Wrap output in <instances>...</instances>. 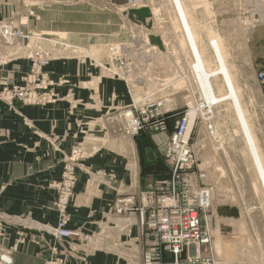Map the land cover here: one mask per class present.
<instances>
[{
  "label": "crops",
  "instance_id": "1",
  "mask_svg": "<svg viewBox=\"0 0 264 264\" xmlns=\"http://www.w3.org/2000/svg\"><path fill=\"white\" fill-rule=\"evenodd\" d=\"M145 2L0 0V21L27 17V28L21 29L42 35V49L52 56L45 68L51 81L46 92L53 94L52 101L30 105L0 100V246L18 242L13 264H44L50 259H60L63 264H141L136 211L132 207L115 214L113 203L118 197L132 196L134 206L140 204L142 192L159 177L154 160L161 155V145L117 132L119 112L130 102L127 87L90 58L102 61L105 45L134 38L139 29L136 19L145 11ZM205 21L199 18L200 24H193L201 45L208 44L205 34L198 31ZM260 24H253V35L264 28ZM233 28L238 29L239 24ZM255 38L251 37V45ZM34 41L6 46L0 38V89L5 79L28 71L27 53ZM248 52L255 70L262 63L249 48ZM203 122L195 121L191 132L196 168L203 174L228 172L223 141L216 137L217 132L211 137ZM74 150L81 156L66 206L67 227L87 236L86 242L57 238L52 233L58 213L51 183L60 179L63 163ZM141 152L152 169L143 170ZM250 220L244 215L232 217L233 232L239 222ZM257 238L262 244L250 245L247 252L262 256L256 264H264V238Z\"/></svg>",
  "mask_w": 264,
  "mask_h": 264
},
{
  "label": "rangeland",
  "instance_id": "2",
  "mask_svg": "<svg viewBox=\"0 0 264 264\" xmlns=\"http://www.w3.org/2000/svg\"><path fill=\"white\" fill-rule=\"evenodd\" d=\"M182 1L183 4L185 3L184 6L189 19H192V24H200L199 18L206 20L198 28V31L205 34L207 41L208 31H214L221 36L228 63L232 66L242 101L249 111L250 118L252 117L255 134L264 156V83L255 78V72L264 69V28H259L261 30L253 35L254 21L248 11L256 8L259 10L257 12L263 15L264 0H250L251 3L248 4L246 3L247 0ZM256 4L260 6L258 5V7ZM145 5L142 16H138L136 19L138 20L139 29L134 31V34H136L134 38L129 42H117L124 51L125 77L121 78L122 76L111 73L106 69L109 65L106 48L109 44L115 42L105 45L102 61L91 58L90 60L98 65L104 73L124 82L130 98L127 106H138L148 100L162 102L164 108L169 109L168 125L170 130L174 122L188 107L195 106L198 100V88L190 73L192 59L187 46L184 44V37L170 0H146ZM147 10L148 12H146ZM225 17L227 18L225 19ZM23 19L24 15H18L0 21V38L4 45L17 46L22 41L35 39L33 46H29L27 53L28 71L18 77L3 81V86L0 89V100L7 103L18 101L30 105L47 103L53 100V94L46 92L51 81L45 68L52 56L42 49L40 41L45 39L42 35L21 29L22 26L27 28L28 25L27 17L26 20ZM220 19L225 21H220ZM259 22L260 25L264 26V18ZM236 23L239 24L238 29L233 28ZM4 24L10 25L11 31L18 33V35L4 37L2 35V25ZM251 37H256L255 43H252L253 45L249 42ZM53 41L61 42L59 40ZM203 47L206 49L205 56L214 65L208 44L203 45ZM248 48L251 54L255 56L256 61L259 64L262 63L255 70L250 65L251 58L248 56ZM220 80V78L215 79V89L221 88ZM11 84L21 88L22 93L35 94L36 101H24L19 98L20 95L11 99L6 98L4 90ZM210 115L215 122L216 137H220L223 141L224 164H228L230 167L227 170L228 172L208 173L204 174L203 177H199L201 172L196 168L193 174L195 186L208 188L211 193L209 214H207L211 223V243L214 258L219 264H256L258 258L263 259V257L247 251L250 245L258 246L262 244L258 238L256 239L257 235L264 238V195L247 148L241 142V133L231 105L228 102L220 103L212 108ZM193 116L196 117L195 121L198 123L203 122L200 120L199 111H196ZM118 118L121 123L117 128V132L121 134L119 128L122 119L120 115H118ZM139 138H144L142 139L143 143L149 141L150 144H156L151 135L134 137L136 140ZM80 156L81 152L74 150L72 155L64 161L63 167L70 159H73L76 169L77 160ZM162 157L161 152V155L159 154L158 158L155 157L154 160V167L159 177L167 174ZM140 158L143 168V165H146V160L142 152ZM149 169H152L151 166H149ZM59 180L51 183L55 191V184ZM238 215H244L251 220L241 221L239 225L235 223L239 227L236 226L233 232L234 226L231 224V219ZM257 231H259L258 234Z\"/></svg>",
  "mask_w": 264,
  "mask_h": 264
},
{
  "label": "built area",
  "instance_id": "3",
  "mask_svg": "<svg viewBox=\"0 0 264 264\" xmlns=\"http://www.w3.org/2000/svg\"><path fill=\"white\" fill-rule=\"evenodd\" d=\"M246 24V22H245ZM4 37L17 36L8 24L2 25ZM109 72L125 77L124 51L118 44H109L106 48ZM255 78L264 83V69L255 72ZM21 88L11 84L4 90V96L11 99L17 95L27 102H35L36 95L22 93ZM193 106L194 113L200 112V120L206 123L211 137L216 135L215 125L210 111L203 105ZM192 107L174 122L169 130V109L162 102L148 100L138 106H127L120 112L122 124L119 128L124 136L134 138L141 133L151 135L157 145L162 147L166 176L160 177L152 187L142 192L141 201L134 206L132 196L118 197L113 203L115 214L134 210L141 235V264H219L214 258L211 241V223L209 205L211 193L208 188L196 187L194 170L197 157L191 144V132L196 117H191ZM169 130V132H168ZM168 132V133H167ZM167 133V134H166ZM161 135H164V139ZM203 177V173H199ZM76 183V169L73 159L63 167L60 180L55 184L57 198L55 208L58 212L56 225L52 233L57 238H76L83 242L88 237L77 229L67 227L66 206L73 195ZM203 195V196H202ZM204 197V198H203ZM2 224L0 223V238ZM18 242L10 247L0 246V264H13L12 253ZM44 264H62L60 259H52Z\"/></svg>",
  "mask_w": 264,
  "mask_h": 264
},
{
  "label": "bare ground",
  "instance_id": "4",
  "mask_svg": "<svg viewBox=\"0 0 264 264\" xmlns=\"http://www.w3.org/2000/svg\"><path fill=\"white\" fill-rule=\"evenodd\" d=\"M170 2L173 6L179 28L182 31L184 44L187 46L192 59L190 73L193 77V82L198 88V98L201 100L196 106L203 105L212 112V108L220 103L228 102L231 105L238 123L239 132L241 133V139L247 148L264 195V156L255 134L254 125L251 120L252 117L250 118L249 111L242 101L239 87L232 72V66L228 63L222 39L214 31H208V46L214 60L213 65L209 62L208 57L205 56L206 49L199 42L198 35L191 22L192 19H189V15L185 9V3L183 4L182 0H170ZM246 3H251V1L247 0ZM258 5L256 4V6ZM255 9L248 10L251 13V18L253 21H262L264 14L258 13L257 11L259 10ZM216 78L221 79V88L215 89L214 81ZM191 107L193 106L191 105ZM193 115L194 111L192 108L191 117ZM207 213L208 211L206 210Z\"/></svg>",
  "mask_w": 264,
  "mask_h": 264
},
{
  "label": "trees",
  "instance_id": "5",
  "mask_svg": "<svg viewBox=\"0 0 264 264\" xmlns=\"http://www.w3.org/2000/svg\"><path fill=\"white\" fill-rule=\"evenodd\" d=\"M139 135H143V136H145L146 134H145V133H141V134H139ZM139 135H138V136H139ZM141 164H142V163H141ZM147 168L149 169V166H147V165L144 166V165H143V170H144V169H147Z\"/></svg>",
  "mask_w": 264,
  "mask_h": 264
},
{
  "label": "water",
  "instance_id": "6",
  "mask_svg": "<svg viewBox=\"0 0 264 264\" xmlns=\"http://www.w3.org/2000/svg\"><path fill=\"white\" fill-rule=\"evenodd\" d=\"M257 22H258L257 20L254 21V23H257Z\"/></svg>",
  "mask_w": 264,
  "mask_h": 264
}]
</instances>
